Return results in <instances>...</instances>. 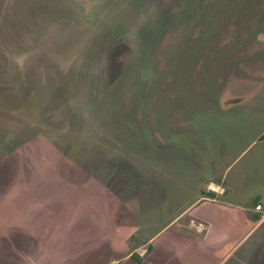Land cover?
<instances>
[{
	"label": "rangeland",
	"instance_id": "rangeland-1",
	"mask_svg": "<svg viewBox=\"0 0 264 264\" xmlns=\"http://www.w3.org/2000/svg\"><path fill=\"white\" fill-rule=\"evenodd\" d=\"M262 135L264 0H0V252L45 254L82 188L83 218L134 216L106 257L158 264L141 241L202 190L264 202Z\"/></svg>",
	"mask_w": 264,
	"mask_h": 264
},
{
	"label": "crops",
	"instance_id": "crops-1",
	"mask_svg": "<svg viewBox=\"0 0 264 264\" xmlns=\"http://www.w3.org/2000/svg\"><path fill=\"white\" fill-rule=\"evenodd\" d=\"M83 176V185H85L84 179L87 180L86 184L92 183L88 181L92 178ZM217 184L220 183L217 182ZM208 189L202 190L188 207L171 218L169 223L155 235H150L149 238L141 241L147 246L150 258L154 257L158 264L166 259L163 254L157 252L156 248H152V244L158 233L173 223L171 226H176L175 231H178L183 239L180 249L184 254L181 252L182 258L179 254H174L167 262L168 264H264L263 231L260 230L261 234L254 237L258 228L264 226V211L258 212L254 206L257 203L264 204L263 200L258 197L254 205L247 210L228 199L225 189L222 193L215 192L217 191L215 188ZM108 190L107 194H113L110 187ZM207 192L213 193V196H206ZM75 193L77 192L72 193L74 200L80 204L75 203L76 209L71 207L68 209L66 216L69 220L66 216L63 218V235L59 243L54 242L53 246L46 248L45 254L38 256L23 239L19 243L20 247L10 246V249L6 248L5 252L1 250L0 264H135L131 258V252L127 253L126 249L124 254L117 257L109 258L105 253V251L111 254L118 252L117 249L122 245L121 241H125L127 235H132V229L136 227L133 225L134 216L132 218L123 216L121 212L123 202L119 199L114 202L113 207L117 210L115 215L109 210L110 217H105L101 213V208H98L97 211L100 214H94V216L98 215V218L90 219L86 216L83 218V206H81L83 205V189L80 188L76 195ZM70 202L74 201L70 200ZM202 202L206 203L199 206ZM97 204L103 205V212L104 203L97 201ZM123 205L124 203L122 207ZM185 216L187 220L184 219ZM71 228L76 234L79 232L76 237L77 242L81 244L78 251L71 249ZM7 243L10 242L7 241ZM72 252L75 253L74 256ZM142 255L141 253L140 256ZM113 257L114 259L111 260ZM147 261L144 263L141 261L139 264H145Z\"/></svg>",
	"mask_w": 264,
	"mask_h": 264
},
{
	"label": "trees",
	"instance_id": "trees-1",
	"mask_svg": "<svg viewBox=\"0 0 264 264\" xmlns=\"http://www.w3.org/2000/svg\"><path fill=\"white\" fill-rule=\"evenodd\" d=\"M203 37L205 38V36L203 35ZM200 40H201V38H200ZM179 66H182V64H179ZM210 72V71H209ZM192 73V72H191ZM211 74V73H210ZM262 138H264V135H262L261 136ZM206 196H213V193H210V192H207V194H206ZM255 218H257V217H255ZM131 256L135 259V260H137V261H139V260H141V258L138 256V255H136V254H131Z\"/></svg>",
	"mask_w": 264,
	"mask_h": 264
},
{
	"label": "built area",
	"instance_id": "built-area-1",
	"mask_svg": "<svg viewBox=\"0 0 264 264\" xmlns=\"http://www.w3.org/2000/svg\"><path fill=\"white\" fill-rule=\"evenodd\" d=\"M256 207L259 209V211H264V206L262 204L257 203Z\"/></svg>",
	"mask_w": 264,
	"mask_h": 264
}]
</instances>
